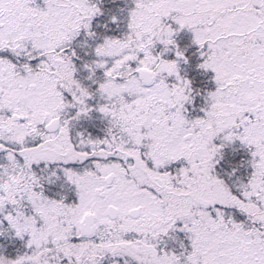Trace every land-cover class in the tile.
Here are the masks:
<instances>
[{
  "label": "snow or ice",
  "instance_id": "snow-or-ice-1",
  "mask_svg": "<svg viewBox=\"0 0 264 264\" xmlns=\"http://www.w3.org/2000/svg\"><path fill=\"white\" fill-rule=\"evenodd\" d=\"M0 264H264V0H0Z\"/></svg>",
  "mask_w": 264,
  "mask_h": 264
}]
</instances>
